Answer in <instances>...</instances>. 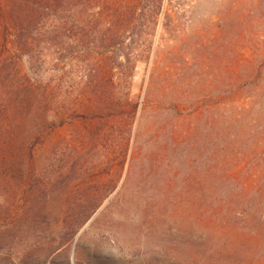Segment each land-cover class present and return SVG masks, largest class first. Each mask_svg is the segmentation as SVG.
<instances>
[{
	"label": "rangeland",
	"instance_id": "1",
	"mask_svg": "<svg viewBox=\"0 0 264 264\" xmlns=\"http://www.w3.org/2000/svg\"><path fill=\"white\" fill-rule=\"evenodd\" d=\"M146 4H135L136 14ZM144 28L133 23L120 45L112 38L94 58L101 106L81 92L91 77L73 33L50 38L44 30L34 43L23 71L60 94L51 110L67 119L51 114L33 149L34 175L45 186L5 194L4 203L34 208L35 220L17 218L7 239L15 262L32 252L34 264H264V0H163L145 53L113 61L135 50ZM213 153L246 159L254 170L236 176L242 200L226 187L223 217L209 219L199 211L221 204L196 201L192 186L210 185ZM88 213L63 240V226L74 230Z\"/></svg>",
	"mask_w": 264,
	"mask_h": 264
},
{
	"label": "trees",
	"instance_id": "2",
	"mask_svg": "<svg viewBox=\"0 0 264 264\" xmlns=\"http://www.w3.org/2000/svg\"><path fill=\"white\" fill-rule=\"evenodd\" d=\"M101 1L105 3L103 11L100 8ZM142 1L145 0H130V2L126 0L122 11H117L114 8L117 3H123V0H0V199H2L0 201V264H34L36 261L34 254L28 252L18 262H15L12 258L13 247L7 244L9 243L7 239L13 237V230L18 229L15 220L18 218L20 221L25 219H27L25 221H34L35 218L32 216L34 208L26 202L15 206L4 203L3 200L5 194L15 198L18 192L17 186H28L27 191H32L36 183L39 184L38 186H45L43 181L39 182L34 175L33 149L42 142V129H50L53 125L48 120L51 114L59 122L67 119L64 114H59V112L55 114L51 110V105L56 97H60V94L50 90L47 86H41L40 80L23 71L25 64L37 54L32 48L34 43L39 37L44 36L46 33L44 30L48 31L50 38L57 37L63 29L68 30V33H73L71 39L77 43L76 54H81L79 57H83L88 64L91 77L84 84L86 86L81 89V92L95 96L98 106L105 105V101L99 95L102 93L98 92V89L100 87L103 89L105 85L101 86V83L95 82L96 75L99 74V61L94 58L99 57L102 51L111 47L109 44L112 38L113 41L117 40V45H120L128 28L137 21L142 23V27L147 26L142 35L141 33L139 35L140 38L143 37L142 41L135 47V50L123 54V61L117 58L113 61L121 66L130 62L129 57L134 55L136 57L137 52L145 53L143 46L148 36L149 39L153 37L154 28L162 14L163 0H147L145 7L148 11L143 10L138 15L136 5ZM100 23L106 26L105 35H101L106 38H101L103 42L98 47L93 43L96 39L95 31ZM73 30L75 32H72ZM107 32H109V38H107ZM81 38L89 39L90 43L84 44ZM149 46L150 42L146 50H149ZM6 48L9 54L4 56L2 50ZM62 51L64 49L60 46L58 52ZM112 71H108L107 74L110 72L112 74ZM83 94L79 97L83 98ZM80 101L78 100L77 103ZM136 105L132 106V110L136 109ZM169 108L176 112L174 106L169 105ZM75 116H79V112L68 114L69 118ZM35 119H39L40 123L34 124L32 130L27 132V123L35 122ZM33 132L36 133L33 135ZM29 133H32L31 136ZM220 151H222L221 148L218 152ZM218 154L213 153L212 156L214 168L209 175L210 185L192 186L193 197L196 201L221 204L214 210L199 211L200 216L209 219L213 216L223 217L224 207L229 205V194L225 193L226 187L231 186L237 191L236 189L244 185L241 180L236 179V176H242L244 170L248 171V168L254 170V166L248 165L246 159H243L242 163L235 156L227 154L226 157H222ZM198 177L203 179L201 175ZM187 187L183 186L184 189ZM236 193L234 199L240 202L242 200L240 194L238 191ZM90 215L91 213H88L84 216L82 222L74 230H66L65 224L61 238L70 241ZM9 220L13 223L9 224Z\"/></svg>",
	"mask_w": 264,
	"mask_h": 264
}]
</instances>
